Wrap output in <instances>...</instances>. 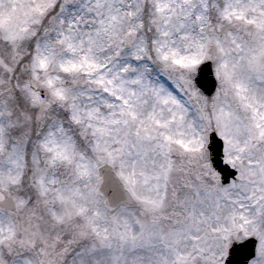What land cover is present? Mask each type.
<instances>
[{
	"label": "snow or ice",
	"instance_id": "snow-or-ice-1",
	"mask_svg": "<svg viewBox=\"0 0 264 264\" xmlns=\"http://www.w3.org/2000/svg\"><path fill=\"white\" fill-rule=\"evenodd\" d=\"M0 264H264V0H0Z\"/></svg>",
	"mask_w": 264,
	"mask_h": 264
}]
</instances>
